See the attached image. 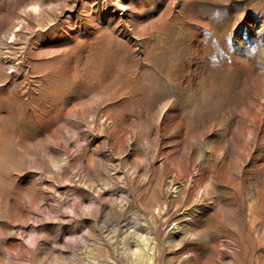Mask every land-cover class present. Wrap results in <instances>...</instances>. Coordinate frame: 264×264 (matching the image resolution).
I'll return each mask as SVG.
<instances>
[{
    "label": "rangeland",
    "instance_id": "1",
    "mask_svg": "<svg viewBox=\"0 0 264 264\" xmlns=\"http://www.w3.org/2000/svg\"><path fill=\"white\" fill-rule=\"evenodd\" d=\"M0 264H264V0H0Z\"/></svg>",
    "mask_w": 264,
    "mask_h": 264
},
{
    "label": "bare ground",
    "instance_id": "2",
    "mask_svg": "<svg viewBox=\"0 0 264 264\" xmlns=\"http://www.w3.org/2000/svg\"><path fill=\"white\" fill-rule=\"evenodd\" d=\"M54 28H55V25H53L51 29H54Z\"/></svg>",
    "mask_w": 264,
    "mask_h": 264
}]
</instances>
